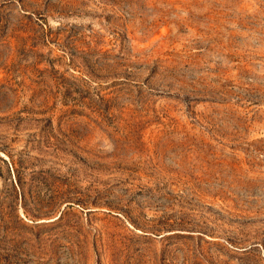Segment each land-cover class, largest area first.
<instances>
[{
    "label": "rangeland",
    "instance_id": "rangeland-1",
    "mask_svg": "<svg viewBox=\"0 0 264 264\" xmlns=\"http://www.w3.org/2000/svg\"><path fill=\"white\" fill-rule=\"evenodd\" d=\"M0 264H264V0H0Z\"/></svg>",
    "mask_w": 264,
    "mask_h": 264
}]
</instances>
